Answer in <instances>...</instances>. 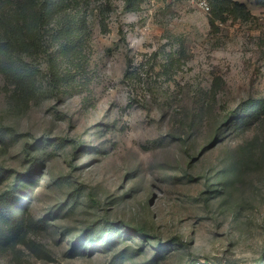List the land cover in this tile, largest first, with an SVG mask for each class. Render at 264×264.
<instances>
[{"label": "rangeland", "instance_id": "obj_1", "mask_svg": "<svg viewBox=\"0 0 264 264\" xmlns=\"http://www.w3.org/2000/svg\"><path fill=\"white\" fill-rule=\"evenodd\" d=\"M199 1L70 0L74 76L27 57L25 103L0 74V192L47 250L19 264H264V2Z\"/></svg>", "mask_w": 264, "mask_h": 264}, {"label": "trees", "instance_id": "obj_2", "mask_svg": "<svg viewBox=\"0 0 264 264\" xmlns=\"http://www.w3.org/2000/svg\"><path fill=\"white\" fill-rule=\"evenodd\" d=\"M52 23L57 28L52 40L44 44L43 28ZM81 23L70 0H0V74L10 87L11 98L27 103L35 93L36 72L26 61L32 55L38 57L48 51V63L56 83H67L74 76L70 68L60 70L58 64L61 59L78 63L81 48L77 28ZM262 107V100H254L244 105L239 115L241 119L252 118ZM1 131L2 128L0 135ZM0 174L7 177L11 170L0 165ZM17 192V183L0 192V253H13L15 262L21 251L19 245L40 256L47 251L39 241L27 236L33 226L44 225L43 219H35L24 209L20 212L11 209Z\"/></svg>", "mask_w": 264, "mask_h": 264}, {"label": "built area", "instance_id": "obj_3", "mask_svg": "<svg viewBox=\"0 0 264 264\" xmlns=\"http://www.w3.org/2000/svg\"><path fill=\"white\" fill-rule=\"evenodd\" d=\"M199 5L205 10H209L210 9L209 4H208V2L206 0L199 1Z\"/></svg>", "mask_w": 264, "mask_h": 264}]
</instances>
